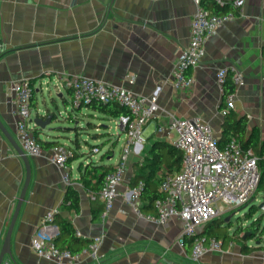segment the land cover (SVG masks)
Returning a JSON list of instances; mask_svg holds the SVG:
<instances>
[{"label": "crops", "instance_id": "1", "mask_svg": "<svg viewBox=\"0 0 264 264\" xmlns=\"http://www.w3.org/2000/svg\"><path fill=\"white\" fill-rule=\"evenodd\" d=\"M195 11L194 0H0L1 122L20 144L12 112L13 83L29 79L35 93L32 119L57 111L45 129L32 123L34 130L42 140L78 152L69 164L70 183L50 161L53 147L40 156L26 153L32 176L12 233V258L6 255L2 264H59L31 248L32 235L49 210L69 218L80 238L92 242L102 237L96 257L87 254L77 264H264V250L242 251L237 241H229L224 252H207L193 261L190 250L179 243L178 220L164 225L150 219L156 209L142 208V200L138 212L128 200L126 182L103 218L102 188L91 190L82 179L88 156L97 164L115 166L124 135L117 132V117L93 105L72 110V92L65 82L75 74L157 98L161 110L146 127V143L131 153L127 176L139 171L154 140L171 143L175 135L157 129L173 116L201 117L221 137L225 117L220 108L226 95L217 73L224 67L244 73L245 84L234 85L233 109L264 136V0H244L236 18L210 37L204 58L189 71L195 84L180 92L173 72L180 51L189 44ZM93 146L100 152L90 153ZM26 176L22 156L0 128V253ZM70 186L78 191L79 211L63 206ZM247 244L253 246L250 240Z\"/></svg>", "mask_w": 264, "mask_h": 264}, {"label": "built area", "instance_id": "2", "mask_svg": "<svg viewBox=\"0 0 264 264\" xmlns=\"http://www.w3.org/2000/svg\"><path fill=\"white\" fill-rule=\"evenodd\" d=\"M194 2L196 11L190 41L180 51L173 72L174 87L180 92L188 90L195 84V78L189 71L204 58L210 37L218 32L226 21L237 16L234 11L214 13L207 4L215 2L224 7L231 2L239 9L244 4V0H194ZM230 75L236 88L245 84V75L237 67L221 68L217 73V81L223 93ZM65 85L72 92V110L89 106L95 101L117 103L127 110L126 114L116 118L117 132L124 135V141L119 159L107 174L99 195L104 202L102 215L105 218L113 208L120 185L126 182L128 200L134 204L138 212H141L139 203L145 184L139 181L132 185L133 176H127L126 170L131 153L146 143V127L156 119L161 110L157 98H148L123 86L81 74L66 78ZM13 90L15 100L12 112L16 120L20 145L27 154L40 156L45 148L35 136L32 126L34 86L29 79L22 78L14 81ZM235 99L236 90L226 95L225 106L220 108L222 116L225 117L233 109ZM157 131L173 133L175 137L171 139V143L183 152L184 157L179 172L168 173L162 177L159 189L163 196L155 199L156 213L148 217L164 225L171 220H178L182 227L179 243L186 246V238H192L190 257L193 261H199L207 252H224L222 239L207 237L203 235L202 230L215 218L249 203L260 183L258 156L252 149L244 150L235 136L221 146L220 137L201 117L173 116L167 125L158 127ZM99 152L97 146L90 149V153ZM74 153L73 147L62 143L53 146L50 153V161L63 171L66 183L71 182L69 164ZM88 157L87 162L90 161ZM58 213V210H49L42 224L33 233L31 248L34 252L59 264H77L87 254L96 257L102 237L96 238L77 254L57 245L56 240L61 233L60 225L56 223Z\"/></svg>", "mask_w": 264, "mask_h": 264}, {"label": "trees", "instance_id": "3", "mask_svg": "<svg viewBox=\"0 0 264 264\" xmlns=\"http://www.w3.org/2000/svg\"><path fill=\"white\" fill-rule=\"evenodd\" d=\"M207 6L217 14H224L230 11H234L236 14L239 13V8L235 7L231 2L227 3L224 7L217 5L215 2H209ZM234 88L233 81L228 77L225 83L224 94L227 95L233 92ZM34 94L32 96V103ZM91 105H93L95 109L113 117H119L127 113V110L117 103L95 101ZM35 136L40 140L44 148H51L57 144L55 142L42 140L36 128ZM232 136L238 138L244 150L252 149L258 156V166L260 169L258 190L264 191V136H262L261 129L258 126L250 128L247 116H240L234 109H231L225 116L223 133L219 140L220 145L223 146ZM74 150L73 159L78 157L77 149L74 148ZM183 157V152L172 143L163 140H154L152 142L147 151L145 160L139 167V171L133 175L131 180L132 185H135L139 181H143L145 184L141 194V200L143 202L142 208H155V199L163 196V193L159 189L162 177L168 173L179 172L182 167ZM113 167L112 164H97L95 161H89L83 171L82 179L84 184L90 187L91 190L96 189L98 192V190L103 188L106 176ZM91 176L94 177V182ZM91 184L94 186L93 188H91ZM63 206L71 210L74 209L75 211H79V194L73 186L68 188ZM56 220L61 228V234L56 240L58 246L69 249L72 253L77 254L82 252L91 242L90 240H84L77 236L69 218H64L58 213ZM260 221L261 219L258 218L251 224H247L246 226L239 225L235 230L230 231V226L226 224L227 220L222 217H217L204 226L202 233L207 237L222 239L224 246L229 241H237L242 244V251L264 249V227L260 230ZM252 239L259 241L260 245L249 246L247 242ZM191 243L192 238H186V247L188 250H191Z\"/></svg>", "mask_w": 264, "mask_h": 264}, {"label": "water", "instance_id": "4", "mask_svg": "<svg viewBox=\"0 0 264 264\" xmlns=\"http://www.w3.org/2000/svg\"><path fill=\"white\" fill-rule=\"evenodd\" d=\"M56 112L57 111L54 110V111L46 114L47 115L46 117L36 116L34 119H32V123H34L38 127V129L39 128L40 129L41 128L45 129L54 120V117L56 116ZM0 128L4 132V134L8 137V139L11 141V143L13 144V146L15 147L17 152L22 156V158H23V160L25 162L26 171H27L26 181H25L24 187L22 189V192H21L19 201L17 203V206L15 208V212L13 214V217H12L11 223L9 225V229H8V232H7V235H6V238H5L1 253H0V264H2V262H3V260H4L6 255H9L12 258V249H11L12 233H13L16 221L18 219L19 212L21 210L22 204H23V202H24V200L26 198V194H27L28 187H29L30 180H31V176H32V169H31L30 161H29V158H28L26 152L23 150V148L17 142V140L6 129V127L1 122V120H0ZM260 209L264 210V202H262L260 204Z\"/></svg>", "mask_w": 264, "mask_h": 264}, {"label": "rangeland", "instance_id": "5", "mask_svg": "<svg viewBox=\"0 0 264 264\" xmlns=\"http://www.w3.org/2000/svg\"><path fill=\"white\" fill-rule=\"evenodd\" d=\"M119 152V148H118ZM86 161V159H85ZM264 202V191H259L258 188L255 192V194L250 199L249 203L245 206H242L238 209L232 210L228 212L227 214H223L220 217L228 220L227 225L230 226V231L235 230L237 226H246L247 224L253 223L258 218L261 219V228L264 227V210L260 209V204ZM239 210L238 214H235V212ZM250 243L252 245H260L259 241H256L254 239L250 240ZM264 244V240H263ZM264 249H258V251H262Z\"/></svg>", "mask_w": 264, "mask_h": 264}]
</instances>
